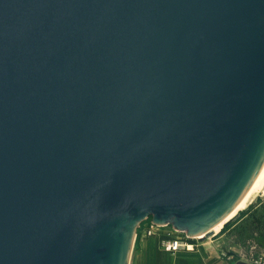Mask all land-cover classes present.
<instances>
[{
    "label": "water",
    "instance_id": "95a60500",
    "mask_svg": "<svg viewBox=\"0 0 264 264\" xmlns=\"http://www.w3.org/2000/svg\"><path fill=\"white\" fill-rule=\"evenodd\" d=\"M263 162L264 0H0V264L211 235Z\"/></svg>",
    "mask_w": 264,
    "mask_h": 264
},
{
    "label": "rangeland",
    "instance_id": "374dc122",
    "mask_svg": "<svg viewBox=\"0 0 264 264\" xmlns=\"http://www.w3.org/2000/svg\"><path fill=\"white\" fill-rule=\"evenodd\" d=\"M253 201L243 211H239L240 214L231 223L224 224L218 233L195 239L194 247L202 245L214 249L219 257L234 263L244 260L247 264H264V189ZM152 218L149 216L144 220L136 231L129 264H135L141 236L149 234L146 231L153 222ZM169 231L177 235L184 233L175 231L170 223L155 228L154 233L165 238ZM161 245L167 250L163 239Z\"/></svg>",
    "mask_w": 264,
    "mask_h": 264
},
{
    "label": "crops",
    "instance_id": "0c3cea01",
    "mask_svg": "<svg viewBox=\"0 0 264 264\" xmlns=\"http://www.w3.org/2000/svg\"><path fill=\"white\" fill-rule=\"evenodd\" d=\"M163 236L142 234L135 264H235L218 256L214 249L202 245L167 251L161 245Z\"/></svg>",
    "mask_w": 264,
    "mask_h": 264
},
{
    "label": "bare ground",
    "instance_id": "6f19581e",
    "mask_svg": "<svg viewBox=\"0 0 264 264\" xmlns=\"http://www.w3.org/2000/svg\"><path fill=\"white\" fill-rule=\"evenodd\" d=\"M264 189V162L261 165V168L257 170L254 174L252 180L248 184L239 204L235 207V209L225 218L217 222L213 227V231L218 233L225 222L237 214L239 211L245 209L250 205V203L263 191ZM254 202V201H253ZM135 235H133L134 237ZM201 236V235H200Z\"/></svg>",
    "mask_w": 264,
    "mask_h": 264
},
{
    "label": "built area",
    "instance_id": "2783aa9c",
    "mask_svg": "<svg viewBox=\"0 0 264 264\" xmlns=\"http://www.w3.org/2000/svg\"><path fill=\"white\" fill-rule=\"evenodd\" d=\"M164 224H157L155 222H152V224L147 228V233L152 234L155 232V228H159ZM181 231L178 230L177 228H175V231ZM202 235H188L185 231L183 233V235H177L175 233H172L171 231H169L167 233V236L165 238H163V244L165 246V248L168 251L171 252H175L181 248H194V240L197 238H201Z\"/></svg>",
    "mask_w": 264,
    "mask_h": 264
},
{
    "label": "trees",
    "instance_id": "16d2710c",
    "mask_svg": "<svg viewBox=\"0 0 264 264\" xmlns=\"http://www.w3.org/2000/svg\"><path fill=\"white\" fill-rule=\"evenodd\" d=\"M243 211V210H242ZM241 212V211H240ZM240 212L234 217L232 218L230 221H228L227 223H225V225H228L229 223H231L234 219H236L238 217V215L240 214Z\"/></svg>",
    "mask_w": 264,
    "mask_h": 264
}]
</instances>
